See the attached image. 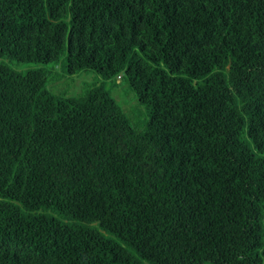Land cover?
Returning <instances> with one entry per match:
<instances>
[{
  "label": "trees",
  "instance_id": "obj_1",
  "mask_svg": "<svg viewBox=\"0 0 264 264\" xmlns=\"http://www.w3.org/2000/svg\"><path fill=\"white\" fill-rule=\"evenodd\" d=\"M0 264H264V0H0Z\"/></svg>",
  "mask_w": 264,
  "mask_h": 264
},
{
  "label": "rangeland",
  "instance_id": "obj_2",
  "mask_svg": "<svg viewBox=\"0 0 264 264\" xmlns=\"http://www.w3.org/2000/svg\"><path fill=\"white\" fill-rule=\"evenodd\" d=\"M64 58L61 59V62ZM61 62L54 66H43L35 64H20L7 62L9 66L18 70L45 69L47 71V88L56 95L77 96L89 87L103 84L111 96L121 106L129 119L130 124L137 130L142 131L147 121L144 108L139 106L133 93L126 87L123 81H103L99 75L90 71H80L75 74H68L61 67Z\"/></svg>",
  "mask_w": 264,
  "mask_h": 264
}]
</instances>
